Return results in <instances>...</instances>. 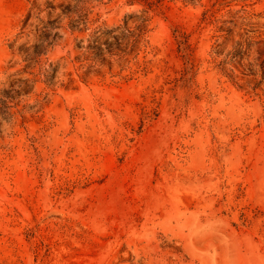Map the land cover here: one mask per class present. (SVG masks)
<instances>
[{
	"label": "rangeland",
	"instance_id": "374dc122",
	"mask_svg": "<svg viewBox=\"0 0 264 264\" xmlns=\"http://www.w3.org/2000/svg\"><path fill=\"white\" fill-rule=\"evenodd\" d=\"M263 49L264 0H0V264H264Z\"/></svg>",
	"mask_w": 264,
	"mask_h": 264
},
{
	"label": "trees",
	"instance_id": "16d2710c",
	"mask_svg": "<svg viewBox=\"0 0 264 264\" xmlns=\"http://www.w3.org/2000/svg\"><path fill=\"white\" fill-rule=\"evenodd\" d=\"M140 27V26H139ZM122 29V30H121ZM117 30H121V33L118 35H115L114 32ZM220 31H223L225 29L219 27ZM80 31H84V29H80ZM228 33H231L229 29H227ZM141 33H136L131 29V27L128 25V22L126 21L124 26H118L114 29H102L101 27H98L94 34H92L89 38L93 42V44H89L85 46L84 48L87 49L88 52H93L95 54V57L90 58V55L85 56V59H93V60H105L104 56L108 54H117V51H115L114 47L115 45H121L123 44L124 39H128L130 43L136 44L139 41ZM113 38V39H112ZM220 44H217L212 49V59L213 62H216L217 65L220 67V69L227 75H229L232 78L237 77V74L235 73V69H238L243 75H255V70L252 68V63H248L247 65L244 64V59L246 57H250L251 53V44L247 43V46H245V43L242 41H237L233 48L227 51L221 50L219 48ZM33 49L31 50L29 47H22L19 50V53L22 55L23 59L25 61L30 62L26 66V72H32L29 71L31 67V62H38L39 57L46 53L45 49L41 44H33ZM83 48V47H80ZM122 51H126L125 49H122ZM260 55L258 57H262L264 59V49L260 50ZM80 60V59H78ZM84 60V59H82ZM59 62L57 66H52V72L46 73V82L49 86H53L56 84V79L58 77V71H59ZM228 65L231 67L229 68ZM249 68V72L246 70L245 67ZM261 71L262 76L264 78V63L261 65ZM88 73V71L86 72ZM70 81H73V78H70Z\"/></svg>",
	"mask_w": 264,
	"mask_h": 264
}]
</instances>
